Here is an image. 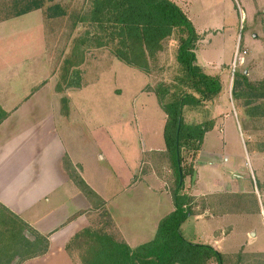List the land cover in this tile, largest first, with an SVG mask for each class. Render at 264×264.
I'll use <instances>...</instances> for the list:
<instances>
[{
	"label": "rangeland",
	"instance_id": "374dc122",
	"mask_svg": "<svg viewBox=\"0 0 264 264\" xmlns=\"http://www.w3.org/2000/svg\"><path fill=\"white\" fill-rule=\"evenodd\" d=\"M28 1L31 0H0V20L11 18ZM38 1L42 7L36 12L15 19L0 29V89L4 93H0L1 98L23 99L35 85L39 87L49 81L53 83L55 78L59 81L61 68L65 59L71 56L76 39L90 28L87 24H75L82 13L89 11L88 0ZM174 1L188 12L201 36L197 49L198 64L207 73L221 74L223 91L227 93V107L220 106L224 103L223 94L222 99L206 102L200 108L186 107L185 120L197 123L218 117L216 127L206 134L204 149L213 154L214 163L221 170H235L239 177H247L250 171L258 175L259 194L239 197L247 202L248 207L257 208L259 204L262 210L260 217L227 219L222 214L224 185L209 172L208 196L205 201L201 200V204L211 206L209 213L214 214L202 221L189 218L183 225V233L192 242L214 246L223 253L238 252L240 246L253 240L257 244L246 247L252 250L264 244V192L261 178L264 177V99H253L246 95L237 98L232 91L236 73L247 74L253 83L264 80V0ZM57 7L65 11L63 15L54 16L59 12ZM12 30L15 33H11ZM178 38L179 35L175 34L166 41L165 51L152 64L150 74L127 66L105 48L91 49L85 53V62L80 68L89 86L73 96L78 108L74 118L85 114L81 124L82 142L86 151L90 153L92 150L95 163L98 151L104 155V159L98 162L99 168L106 169L109 174L106 177L102 174L97 180L103 188L115 182V187L109 189L108 194L114 196L121 184L126 186L136 179L140 174L138 161L151 148L165 145V115L158 106L156 96L147 93L146 89L157 81L174 82L179 75L176 64ZM238 44L241 51L245 49L247 54L242 63H237L234 71V54ZM239 90L245 91L244 87ZM62 110H66L64 105ZM89 124L93 126L88 128ZM204 155L211 158V155ZM191 157L192 152L185 153L187 165L191 163ZM211 160H206L208 165H211ZM231 177L235 179L232 174ZM190 180L188 176L186 186L189 189ZM145 191L144 184L137 186L133 192L136 193L134 200L146 201L148 205L144 207L153 210L156 196ZM169 197L165 196L162 201L164 208L160 213H168ZM132 207L135 208V204ZM119 209L116 205L113 210ZM105 220L102 215H94L91 222L98 224ZM74 258L79 262L76 253ZM257 261L263 264L264 259L243 257L241 262L256 264ZM210 264L218 263L212 261Z\"/></svg>",
	"mask_w": 264,
	"mask_h": 264
},
{
	"label": "trees",
	"instance_id": "16d2710c",
	"mask_svg": "<svg viewBox=\"0 0 264 264\" xmlns=\"http://www.w3.org/2000/svg\"><path fill=\"white\" fill-rule=\"evenodd\" d=\"M89 11L82 13L75 24H87L83 35L76 39L70 57L65 59L56 86L58 92L81 89L88 84L80 66L85 53L91 49H107L116 59L145 74L152 72V64L165 51V43L179 35L176 49L177 77L174 82L164 80L149 85L166 114L164 141L166 150L163 166L171 170L170 192L174 210L158 224L155 237L132 248L114 227L104 201L85 182L79 171L66 158L70 178L89 198L102 219L76 233L67 243L66 250L76 264H242L250 257L242 252L227 255L215 247L188 240L182 225L193 214L194 197L184 191L185 180L193 178L205 136L216 125L214 118L197 123L185 120V108L197 109L206 102L215 101L223 92L220 75L207 73L199 64L196 50L201 39L188 12L174 0H88ZM42 7L38 0L28 1L13 16H22ZM54 16L63 15L64 10ZM244 87L245 91L239 90ZM233 95L264 99V80L253 83L247 74L236 73ZM68 98L63 97L66 103ZM7 113L0 106V123ZM192 152L187 165L185 153ZM98 201V203H97ZM50 242L19 215L0 203V264H24L45 255ZM76 253L79 260L74 258ZM264 259V254H259ZM255 258V259H257ZM261 264V261L255 262ZM264 264V261L262 262Z\"/></svg>",
	"mask_w": 264,
	"mask_h": 264
},
{
	"label": "crops",
	"instance_id": "0c3cea01",
	"mask_svg": "<svg viewBox=\"0 0 264 264\" xmlns=\"http://www.w3.org/2000/svg\"><path fill=\"white\" fill-rule=\"evenodd\" d=\"M22 16H12L0 20V29L5 24ZM11 33H15V30H12ZM0 41H2L1 38ZM219 75L222 77L221 74ZM57 82V78H55L53 83L49 81L39 87L35 85L32 92L23 99L20 97L6 98L5 96L1 98L0 96V106L7 113V117L0 123V203L23 218L38 232L48 236L50 242L49 250L45 255L28 260L24 264L30 262L76 264L66 250L67 243L76 233L91 224L94 215H101V211L95 209L89 198L70 178L65 165L66 158L71 161L85 182L104 201L116 231L132 248L152 240L155 237L159 221L175 209L170 192L171 184H169L171 170L169 167L163 166L165 157L160 154L165 152L166 145L157 149L151 148L148 154L138 161L140 174L137 178L132 182L129 180L130 184L126 186L121 184L117 188L119 192H115L114 196L108 194L110 192L108 190L115 187V182L108 183L103 188L97 180L98 176L102 177L103 174L106 177L109 174L106 169L99 168L98 162L104 159V155L98 151L95 163V155L92 150L90 153L86 151L82 142L83 125L81 124L85 119V114H79L80 118L78 116L76 119L74 118V113L78 112V108H76L73 96L76 92H82L87 88L89 83L81 89H67L61 93L56 90ZM0 93L4 94L1 89ZM223 94L224 103L220 106L225 108L227 107L225 90L219 98L222 99ZM63 97L68 98L66 103L62 102ZM62 105L66 107V110H62ZM158 106L160 107L159 103ZM164 115L165 126L166 114L164 113ZM214 118H216L217 125L218 117L214 116ZM92 126L91 124L87 125L88 128ZM205 141L206 136L200 155L196 160L195 176L190 180V189L186 186L187 178L185 180L184 191L193 196L195 200L193 214L189 218L194 217L197 221H202L209 219L214 214L209 213L212 210L211 206L207 203L206 205L201 204L208 196L209 172L224 185V213L222 214L227 219L242 216L260 217L262 210L259 204L257 208L248 207L247 202L239 197L244 194H259L260 190H257L260 183L258 175L250 171V175L247 177H239L235 174V170H221L215 165L213 154L205 151ZM204 154L211 155V158L203 157ZM209 159H212L210 162L212 166L208 165ZM230 173L235 179L231 177ZM150 178L153 179V183ZM261 178L264 192V177L261 176ZM140 184H144L147 190L146 194L151 192L156 196L155 209L149 210L148 206L144 207L147 204L146 201L134 200L136 193L133 192ZM140 191L141 189L139 193ZM165 196H170L167 214L159 212L164 208L162 201L165 200ZM133 204H135V208L132 207ZM116 205L120 209L115 212L113 209ZM217 215L215 214V216ZM252 244L256 245L257 243L248 240L247 244L240 246L238 252H224V254L235 255L242 252L253 258L264 254V244L252 250L246 248Z\"/></svg>",
	"mask_w": 264,
	"mask_h": 264
},
{
	"label": "built area",
	"instance_id": "2783aa9c",
	"mask_svg": "<svg viewBox=\"0 0 264 264\" xmlns=\"http://www.w3.org/2000/svg\"><path fill=\"white\" fill-rule=\"evenodd\" d=\"M247 54V51L245 49H243L241 51V47L240 45L238 44L237 47H236V51H235V54H234V71H235V68L237 66V63H242L243 60H244V55Z\"/></svg>",
	"mask_w": 264,
	"mask_h": 264
},
{
	"label": "water",
	"instance_id": "95a60500",
	"mask_svg": "<svg viewBox=\"0 0 264 264\" xmlns=\"http://www.w3.org/2000/svg\"><path fill=\"white\" fill-rule=\"evenodd\" d=\"M195 176V175H194Z\"/></svg>",
	"mask_w": 264,
	"mask_h": 264
}]
</instances>
